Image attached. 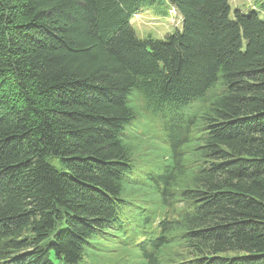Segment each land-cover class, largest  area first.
<instances>
[{"label":"trees","instance_id":"16d2710c","mask_svg":"<svg viewBox=\"0 0 264 264\" xmlns=\"http://www.w3.org/2000/svg\"><path fill=\"white\" fill-rule=\"evenodd\" d=\"M0 264H264L258 14L0 0Z\"/></svg>","mask_w":264,"mask_h":264},{"label":"rangeland","instance_id":"374dc122","mask_svg":"<svg viewBox=\"0 0 264 264\" xmlns=\"http://www.w3.org/2000/svg\"><path fill=\"white\" fill-rule=\"evenodd\" d=\"M232 12L240 10L244 14L255 11L264 21V2L260 0H230ZM162 10V8H160ZM132 24L140 37L152 36L165 39L167 34L181 29V19L173 12L158 13L156 7L142 6L139 13L132 20Z\"/></svg>","mask_w":264,"mask_h":264}]
</instances>
